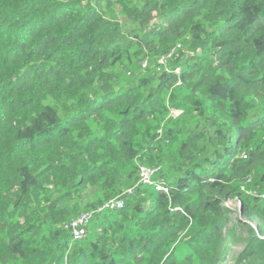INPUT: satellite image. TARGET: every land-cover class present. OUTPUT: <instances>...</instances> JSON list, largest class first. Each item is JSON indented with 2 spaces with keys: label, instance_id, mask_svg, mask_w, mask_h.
<instances>
[{
  "label": "trees",
  "instance_id": "trees-1",
  "mask_svg": "<svg viewBox=\"0 0 264 264\" xmlns=\"http://www.w3.org/2000/svg\"><path fill=\"white\" fill-rule=\"evenodd\" d=\"M187 39L194 55L186 65L178 55L181 74L165 73L146 99L149 77L91 97L116 64ZM178 81L190 88L180 104L201 118L182 140V129L162 137L148 121ZM254 104L264 111V0H0V264H222L235 245L230 264H264V112ZM137 159L169 160L157 179L170 193L136 188L74 240V192L122 190L118 173L128 165L133 177Z\"/></svg>",
  "mask_w": 264,
  "mask_h": 264
},
{
  "label": "rangeland",
  "instance_id": "rangeland-1",
  "mask_svg": "<svg viewBox=\"0 0 264 264\" xmlns=\"http://www.w3.org/2000/svg\"><path fill=\"white\" fill-rule=\"evenodd\" d=\"M131 1L134 4H138L141 2V0H131ZM102 10L109 12V9H107L105 5L103 6ZM112 11H114V13H116L119 16L118 17L119 20H127V18L123 15L122 11L120 10L119 6L117 5L113 6ZM129 25L130 24H127L124 28L128 31L135 29L134 25L132 26ZM137 49L138 47H136L133 51ZM193 53H194V49L192 48L191 44L188 43V39H187L186 42L179 43L176 46L175 50L171 52V54L167 53L165 55H161L157 57L154 56L153 53H146V55H144L143 58L139 61H138L139 57L134 58L131 61L125 60L124 63L116 64L114 66L112 72L113 77L108 81V83H105L103 81L97 82L94 85V87L91 89L90 95L91 97L93 96L94 98L98 97V95H100L103 92V87L106 85H108L109 88L114 91L117 90L127 91L133 86L138 87L141 78L149 77L152 79L149 87L139 88L144 95L143 99H146L147 97H149L151 92L153 93V91L157 90L158 87H161L162 76L165 75V73L173 72L178 75L181 74V72L183 71V66L175 65V64H180L179 61H176L178 55L180 57L178 59H182V63L186 65V62H188L190 58L194 55ZM148 70H150L149 74H147ZM187 93H190V88L187 85L183 84L181 81L176 82L171 87L164 88V90L162 91L161 97L165 101L167 111L157 112L154 114L153 117H151V119L148 120L149 124L152 127H154L155 132L160 133L162 137H164L165 135L164 133H166L165 131L168 128L182 129L183 132H180V134L178 133V137H179L178 140H182V138H184V136H186L189 131L198 128L197 123L198 121L201 122V118L198 117L197 111L194 108V106L188 103L180 104L179 101V99H183L184 95H186ZM56 103L59 105L58 107H63L64 109H68V107L73 105V103L75 102L72 99H56ZM178 106H180L181 108ZM263 112H264L263 109L257 104H254V106L252 107V111H251L252 114L253 113L262 114ZM93 128L95 129L96 133L101 132L100 125H96L95 123ZM140 136L142 135L139 134V137ZM138 139L139 141H141V138ZM175 142L168 144L165 147V153L166 155H168V157L170 153L174 152L176 149L177 145ZM167 143H169V140L167 141ZM198 158L199 159L204 158V154H200ZM166 161L167 163L162 164L163 165V169H162V166L149 165L137 159L135 160L134 166H139V167L137 168V171L135 172L136 174L133 177H131L133 169L129 170V166L125 165L124 168L118 173L119 174L118 184L114 185L117 187L119 186L120 182L123 183L124 186L122 190L113 189L112 187H109L105 182L104 185L101 182H99L95 185L90 184L81 191L76 190L74 192L73 199H71L70 202H68V207H69V211L77 208L78 212L75 214L71 211L73 213V216L71 217L70 222L76 220L79 217V215H81L82 213L99 209V207H104L105 205L109 204L111 200L116 198L124 199V204H125L126 201L129 199V196L134 195L136 188H143V189H147L148 191L152 189L154 190L155 188L153 186L143 182L144 177L141 175L142 168L144 167L146 169L145 172L147 178H152L153 176L156 177L161 170L163 172L171 169V164L168 163L169 160L167 159ZM153 171H155V173H153ZM56 191L59 192V190L56 189L53 195L57 193ZM97 201H102V202L97 203ZM229 202L230 205L232 206L235 205L233 201H229ZM91 204H94L95 206L89 208ZM232 209L234 211V217L237 220L240 221L246 220L244 216H241L238 213L236 207ZM102 211H106V210H102ZM89 232H87V235L89 234ZM241 247L242 245H235L232 248V250L229 252L228 256L226 257V259L223 261L222 264H230L231 257L234 251L240 249Z\"/></svg>",
  "mask_w": 264,
  "mask_h": 264
},
{
  "label": "built area",
  "instance_id": "built-area-1",
  "mask_svg": "<svg viewBox=\"0 0 264 264\" xmlns=\"http://www.w3.org/2000/svg\"><path fill=\"white\" fill-rule=\"evenodd\" d=\"M173 50H175V48ZM171 52H169V53L171 54ZM242 157L247 158V154L244 152ZM145 171H146V169L143 167L141 175L144 177V180H143L144 183H147V184L153 186L156 191H162V192H165L167 194L170 193L171 186L165 180L157 179V176L156 177L153 176L152 178H147ZM148 173H149V171H148ZM153 173H155V171H153ZM255 193H256L255 190L250 191V194H255ZM261 198L264 199V193L261 194ZM124 206H125L124 199H117L116 198V199L111 200L109 202V204L105 205L104 207H99V209H95L93 211H88V212H85V213H82L81 215H79V217L76 220L72 221L70 224V229H71V232L73 234L74 240H80L87 235L88 226L90 225L92 219L95 217L96 213H98L102 210H107V209L117 210V209L123 208Z\"/></svg>",
  "mask_w": 264,
  "mask_h": 264
}]
</instances>
